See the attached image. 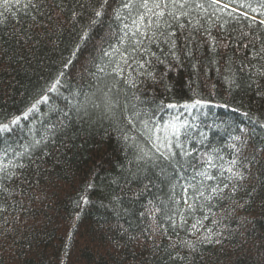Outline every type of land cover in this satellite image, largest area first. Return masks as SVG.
<instances>
[{
    "label": "trees",
    "instance_id": "16d2710c",
    "mask_svg": "<svg viewBox=\"0 0 264 264\" xmlns=\"http://www.w3.org/2000/svg\"><path fill=\"white\" fill-rule=\"evenodd\" d=\"M201 2L204 11L179 22L164 18L180 34L179 59L169 55L166 37L145 39L134 54L162 78L153 84L121 59L124 48L131 52L127 40L119 43L122 31L107 39L122 27L113 15L118 0H109L79 50L100 0H31L35 7L12 0L7 11L0 0V124L9 125L0 132V167L7 168L0 172L7 189H0V264H264V78L249 67L264 64L253 58L264 44V0H223L224 12ZM190 33L195 39L187 43ZM102 37L106 51L119 52L102 58ZM93 58L107 66L104 73L89 75ZM117 65L122 74L113 71ZM110 90L118 107L105 113L95 105ZM160 152L172 155L164 161ZM209 155L216 167L207 171L218 180L206 184L218 183L234 156L245 173L224 199L197 196V173ZM196 220L201 226L192 230ZM211 233L219 235L195 251L170 247Z\"/></svg>",
    "mask_w": 264,
    "mask_h": 264
},
{
    "label": "snow or ice",
    "instance_id": "6c2138e0",
    "mask_svg": "<svg viewBox=\"0 0 264 264\" xmlns=\"http://www.w3.org/2000/svg\"><path fill=\"white\" fill-rule=\"evenodd\" d=\"M11 2L12 0H3V4L5 5V11H7V5L10 4ZM16 3H19V0H16ZM29 4L35 7V5L31 4V0H29ZM108 4H109V0H100L99 8L94 11V18L92 19L91 24L89 25L88 28H85L83 35L80 36L79 38L80 43L76 45L77 50H79L86 41L93 39V37L90 36L89 29L93 25H96L99 22V18L104 14V11ZM209 4L211 6L217 7L220 12H224L226 9L229 8V4L223 3V0H209ZM221 4H223L222 7H220ZM193 9H199L201 11H204L205 10L204 3H202L201 0H118L117 7L113 10V15L115 20L122 27L118 28L116 30V33L111 34L109 37H107V39L110 40L113 36H118V34L122 31L123 36H119V43L123 45L124 42L127 40L130 44L131 52H129V48L127 47L124 48L123 53L120 54L121 59L124 60L125 64L128 67H132L133 65H135L140 69L137 78L138 79L142 78L141 82L151 80L153 84L162 83L163 82L162 78L159 81H157V78L152 74V72L147 70L148 67L151 66V62L143 61L142 56L139 59H137L134 54L144 50L143 41L145 39L149 40L150 42H155L161 37H166V39H164L163 42L169 45L170 47L169 55H171L175 59H179V57L177 56V51L179 50L180 34L175 30L176 25L169 23V21L164 18L171 17L173 21L179 22L181 17L191 16ZM253 11H256V9H253ZM2 15L3 13H0V16ZM229 15H231V13H229ZM244 15L246 16L247 14L245 13ZM75 17H76V13L73 12V19H75ZM0 23H2V21H0ZM188 23L191 24V21H188ZM260 23L264 24V20H261ZM197 24H199V21L191 25L194 31L198 30ZM185 26H186L185 24H179V28H184ZM220 27L223 28L224 25H221ZM169 29H173V30L169 31ZM241 35L243 37H246L247 33H242ZM210 38L213 41L215 40L214 37H210ZM105 39H106L105 37L101 38V42L99 46V51L102 58L110 57L112 55V52H119V49H111L110 51H106L104 48ZM194 39L195 37L191 33L185 37L187 43H191ZM244 47L247 49L249 45L246 44L244 45ZM212 50L213 52H215L216 50L215 47H213ZM76 54H77L76 51H74L72 53L73 57H76ZM187 54L191 55L190 52ZM253 58L257 60H264V44H262L261 48L258 51L254 52ZM72 62L73 61L69 59L68 64H71ZM160 62L162 63V61ZM67 66L68 65L66 64L65 67ZM92 66L95 67L96 69L95 72H93L91 68L87 69L89 75L92 76H96L97 73H104L107 67L106 65L97 64L95 62V58H93ZM249 67L255 69V71L252 72L251 75L264 78V64H260L259 67H256V65L254 64H250ZM113 71L116 72L118 75L122 74V69L119 67V65H117V67L114 68ZM61 75H63V73H61ZM59 83L60 81L58 78L51 85L49 91H55ZM125 83H128L131 87L136 86L135 80H125ZM231 83L235 84V79H233ZM238 86L239 85H237V87ZM110 93L111 90L108 93L104 94L102 105L99 104L95 105V107L97 108L103 106L105 113H112L118 107V100H115ZM258 95H260V93H258ZM41 100H47V96H42ZM37 103H40V101H37ZM202 103H204V101L201 100L194 101L195 105H200ZM35 107L36 104H33L32 108L29 109V111H32L33 109H35ZM167 107L172 108L175 107V105L169 104ZM185 107H187V105H185ZM77 111H79V108L77 109ZM25 115H27V113H25ZM133 115L138 116L139 114L133 113ZM19 120L20 117L17 116L10 123L16 124ZM129 123H131V120H129ZM145 126L147 127V125ZM8 127H9L8 124H0V132L7 131ZM173 134L178 136L179 129H175ZM123 139L127 141L128 136L125 134L123 136ZM234 139L240 140L239 137H235ZM40 143H41L40 140H36L32 145V147H35ZM176 146L179 147L180 145H176ZM232 147L235 149L237 153H239L240 149L236 147L235 144L232 145ZM157 151H159V149H157ZM17 155H23V154L17 153ZM171 155H172L171 153L165 155L163 152H160V157H162L164 161L169 160ZM184 155L188 156L190 154L188 152H184ZM146 156H148V153H144L143 155L138 156L137 159L144 160ZM212 159H213L212 156L209 155L206 161L205 170L197 173V175L202 177V180L200 181V189H203L197 191V196L202 197L206 201H210L213 198L224 199L225 197L223 196V192L224 189L229 188V184H231V192L235 193V191L237 190V184L233 183V181H243L245 179V173L239 170L240 161L234 156L230 161L227 162V167L224 168L223 171H221L220 177H222V179H219V182L216 183L215 185L206 184L205 181L218 180L217 176L210 174L207 171L208 168L216 167V164L212 163ZM13 167L23 168L24 165L23 164L13 165ZM224 171L229 173V175L225 177ZM0 172H4L5 174H7V168L0 167ZM11 175H15V173H12ZM221 185H223V187H221ZM91 187H92L91 184L86 186V188H91ZM0 189H3V191H7V189L3 188L2 185H0ZM205 190L208 191L207 195H205ZM84 203H88L87 199L84 200ZM201 207H203V205H201ZM187 208L193 209L194 205L188 203ZM0 211H4V208L2 206H0ZM203 218L208 219L207 216H204ZM181 219L183 221V224L186 225L187 221L183 220V216H181ZM212 222L217 223L216 220H213ZM173 225H175V221H173ZM199 226H201V221L196 220V222L191 225V228L192 230H197ZM216 235L219 234L211 233L206 237L198 238L196 242H192L190 240H177L176 242L171 244L170 247L175 248L177 245H180L182 247L188 248L189 251H195L197 243L200 242L212 243L213 242L212 237ZM215 242L219 243V240H216ZM177 257L183 259V257H179L178 254Z\"/></svg>",
    "mask_w": 264,
    "mask_h": 264
}]
</instances>
